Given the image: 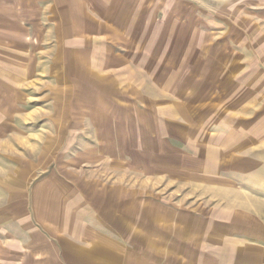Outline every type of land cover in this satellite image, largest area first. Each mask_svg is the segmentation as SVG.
<instances>
[{
	"label": "rangeland",
	"instance_id": "374dc122",
	"mask_svg": "<svg viewBox=\"0 0 264 264\" xmlns=\"http://www.w3.org/2000/svg\"><path fill=\"white\" fill-rule=\"evenodd\" d=\"M8 1L25 6L34 37L0 43V173L11 189L121 181L128 253L153 205L158 221L166 204L170 220L230 233L228 137L250 151L264 140V0ZM3 207L0 197V264L29 263L21 228L40 227L8 223L22 208ZM221 250L218 263L232 264Z\"/></svg>",
	"mask_w": 264,
	"mask_h": 264
},
{
	"label": "crops",
	"instance_id": "0c3cea01",
	"mask_svg": "<svg viewBox=\"0 0 264 264\" xmlns=\"http://www.w3.org/2000/svg\"><path fill=\"white\" fill-rule=\"evenodd\" d=\"M13 7L8 0H0V43L34 41L32 22L24 20L25 6L19 4L18 10ZM27 13H31L30 8ZM73 21L75 36L83 37L77 29L79 17L74 15ZM63 24L61 18L53 28L59 29V39ZM258 147L256 151L248 146L234 148L232 137H228L233 228L221 238L208 236L200 221L170 220L166 204V220L158 221L161 211L153 205L148 227L136 223L134 245L138 254L128 253L126 215L120 211L124 210L120 207L125 191L117 179L110 186L101 178L89 180L79 186V191L63 187L62 192L61 187H47L42 182H23L15 191L11 179L0 173V185L5 187L0 188V197L5 210L22 208L20 220L9 215L8 223L34 220L40 227L21 228L24 255L30 258L26 264H210L212 258L219 264L224 246L231 250L227 255L233 257L232 264H264V201L253 196L254 191L264 196V140Z\"/></svg>",
	"mask_w": 264,
	"mask_h": 264
}]
</instances>
